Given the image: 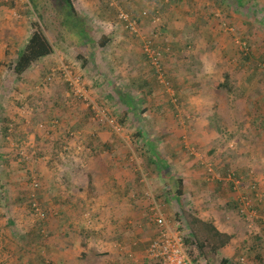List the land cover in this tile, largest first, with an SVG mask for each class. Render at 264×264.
<instances>
[{
    "label": "rangeland",
    "instance_id": "rangeland-1",
    "mask_svg": "<svg viewBox=\"0 0 264 264\" xmlns=\"http://www.w3.org/2000/svg\"><path fill=\"white\" fill-rule=\"evenodd\" d=\"M29 1L33 6L34 0ZM39 1H42V7L45 5L53 12L52 22H57L56 31L60 38L54 30V32L46 34H49L50 38L52 36L56 39L55 45L52 46L60 51L62 57V62L57 56L55 58L59 65V70L56 69V72L64 73L65 78L63 77L64 80L60 77L46 78L47 72L43 76V80L36 86H32L31 81L28 82L24 78L25 81L21 82L19 87L25 86L23 91L31 93L30 98L38 93L36 100L26 101L27 108L32 106L28 109H34L31 110L33 116L27 113L29 117H32V119L27 118L31 125H28V122H25L26 125L18 123L17 126H8V122L1 125V127H7L9 131H7V135H4L2 130L0 132V185H7L5 190V196L9 200L7 211H9L8 216L11 217L13 223L10 227H6V220L2 219L4 216L0 215V264H21L19 261L23 257L30 261L36 256L43 259V252L41 253L39 250L40 244L54 245L55 238L58 237L55 231H46L53 235L47 238L40 237L37 244L29 246L33 255L23 249L33 240L35 226L42 221L43 226L47 227L49 225L53 227L58 222L67 224L70 220L73 223L78 220L82 223L88 221L89 216L86 212L81 214L75 212L76 216L72 215V211L62 212V209L66 208L64 206H68L71 200L69 196L72 189L70 187L63 194L60 187H57L58 184L55 183L56 169H60L61 159L65 157L70 159L72 156L68 153L70 147H73L74 150L76 147L82 148L81 139L91 136L92 134L90 135L89 132L92 129L107 127L111 130L109 133L116 137L130 140V132L136 122L145 126L146 132L153 129L152 126H166L165 122H167L168 128L173 125L175 131L180 127L177 130L178 133L176 132V135L180 137L176 139L177 143L175 144L179 145V147L177 146L179 150L184 151L180 156L181 159L174 166H165L161 163L146 166L144 171L148 175L145 177L150 189L147 190L143 186L141 189L139 186L136 193L144 190L143 199L147 201V205L150 208L156 205L170 226L175 227L177 223L180 224L187 239L194 238L191 233L192 226L187 222L188 214L198 221L205 219L203 223L206 225L214 224L219 231L222 230L234 236V239L224 249L225 256L229 257L232 262L239 257L242 251H246L243 253L246 260L255 253L263 251L264 234L260 230L259 223H254V217L250 216V213H245L248 217L242 218L232 205L229 207L227 205L233 197L237 200L245 195L255 196V193L249 190L251 185L256 187L259 198L264 195V130H257L253 124V119L258 116L259 111H264V41H261V38H264V0H252V5H255L256 8L251 10L250 15L244 8L241 7L240 10L238 7L236 8L233 0L225 3L221 0H209V2L205 0L207 4L198 3L200 9L206 12L204 15L191 13V4L195 3L190 0H168V3L161 0L164 3L161 2L162 5L159 9L157 11L147 10V16L143 21L134 14L135 11L132 12L122 5L127 1L122 3L120 0H112V2L108 0L109 4L113 3L111 16L114 21H112V17L108 18L112 24L97 21V28L90 36L88 35L93 43L89 47H81V45L83 46L82 41L85 39V27L89 26L88 19L93 16L100 17L102 14H96L98 10L109 9L108 6L97 7L96 3L89 8V11H85L86 0L77 2L74 0L76 9H79L81 13L77 12L79 18H75L60 0ZM11 2L14 5L16 3L19 7L18 12L14 11L16 15H20L21 11L22 14L31 17L29 23L35 18L34 16H37L40 21L43 19V23L42 21L41 23L44 28L45 26L50 27L48 19L43 18L41 11L39 9L32 10L25 0H2L0 4L10 8ZM99 5L102 6L100 3ZM166 5L174 8L172 12L175 18L174 21H171L172 25L170 24L173 30L167 28L166 17L170 7ZM186 9H189L190 13ZM119 11L136 19L143 33L141 39L127 35L120 30L122 27L117 19ZM232 14L240 15H234L232 18ZM87 17L89 18L87 19ZM156 18L159 19L158 22L155 21ZM51 26L55 28L52 23ZM104 37L109 40V45L104 50L98 49V42L102 41ZM145 42H147L146 45H151V49L159 52L161 66H164L168 71L172 87L151 84L150 80L154 79L156 72L145 59L146 55L142 54ZM93 51L96 53H92ZM112 56L113 59H116L115 64L112 61ZM244 56L248 62H242ZM99 57L100 63H96L95 61H98ZM77 58L79 59L77 60ZM8 60L7 63L12 65V58ZM83 62H86V67H82ZM7 63L4 64L5 67ZM106 65H113L116 69L109 71V67L107 68ZM1 71L4 72L3 80H1L4 88L0 91L6 94V87L10 81L8 75L13 78L15 76L12 71L8 72L7 69ZM49 71L53 72L55 69ZM224 80L228 83L230 92L216 89L215 85L221 84ZM138 81H146V85H151V95L147 96L135 91L136 87L133 85H136ZM65 82H69V86ZM126 85L132 92V96L138 98L141 103L137 107L135 106L128 115L129 122L134 116L137 117L136 122L132 123V126L129 127L130 130L126 128L123 131L113 121L125 108L118 97L120 88L125 90ZM20 88L17 92H20ZM41 88L42 91H40ZM77 89L81 91L82 96L77 93ZM43 95H47L48 101H43ZM143 97L146 98L142 99ZM173 97L181 98V100L177 103V100L176 102L171 100ZM155 108L160 111L149 110ZM22 109L24 107H21L20 111H23ZM145 110L146 112H144ZM148 110L149 112H147ZM173 110L178 115L181 114L178 118L180 124L169 121ZM188 112H191L190 117L194 119H188L190 123L185 124L184 119H187L185 115ZM202 113L207 117L214 115L220 118L219 125L222 132L216 135L206 132V135L199 140V143L207 144L218 138V144H220L221 139H224L225 144L221 142L219 148L210 149L217 151V154L215 153L213 156L207 153L205 157V150H202L201 146L194 148L193 146L189 147V143H185L188 138L186 135H189L186 133L187 131L200 130L201 123L197 121ZM172 120L176 121L177 119ZM257 122L260 123V120ZM79 125L82 130L73 131L75 128L70 130L74 133L71 134L73 136H70V139L65 138V147L58 150L54 141H59V135H64L65 129H71L74 126L78 128ZM187 125L191 126L187 128ZM26 126L32 128V135L38 136L37 133L40 131L43 140L33 143L32 140L27 139L29 136L22 140L20 134ZM17 128L21 130L19 131ZM41 131H43V136ZM158 134V131L153 130L152 139L156 145H159V149L166 150L167 153L164 152V156L171 157V150L176 148L173 145L171 148L166 142H160ZM181 137H183V141H179ZM76 141L82 145L74 147ZM181 142L182 144H180ZM127 145H129L128 141ZM78 151L85 158V151ZM129 157L130 154L127 155L126 161L135 179L133 183H137L141 180L138 168L144 165L139 158L135 159V163H130ZM173 158L178 160V156ZM49 162L53 163L51 168L48 166ZM205 164L208 166L206 167ZM65 165H68L69 175L73 173L70 166L71 160ZM209 166L212 171L210 175H207ZM186 168L192 171L191 175L201 176V178L198 180L197 195L182 198L179 205L171 195H167L166 188L168 186L166 184H159L157 180L149 182L152 178L151 175L154 174L160 176V179L167 173H171L176 178L188 179L190 175H185L187 174ZM231 173L241 177L244 184L236 188L231 187V182H228V174ZM30 179L37 186L32 185L33 183L30 185ZM71 184L69 183L68 186ZM139 184L141 185L140 182ZM85 185L86 180L80 181L81 191L84 190ZM26 191L27 195L28 192H31L33 196L29 198L25 195ZM130 194L131 191L127 190L126 195ZM30 203L31 207L32 204H37L39 211H45L43 219L39 212L30 210ZM183 207L184 211L182 212ZM58 209H60L59 213ZM0 211L4 213L3 205L0 207ZM150 215L148 214V216ZM262 217L260 216L259 219ZM210 224H208L209 227H211ZM196 227L203 228L200 224H197ZM255 236L260 237L261 241L254 240ZM190 239L188 240L190 241ZM186 246L189 252L191 245ZM244 248L248 250H244ZM8 249L12 254L6 253ZM17 250L23 256H18V253L16 255L14 251ZM26 261H23V264H26Z\"/></svg>",
    "mask_w": 264,
    "mask_h": 264
},
{
    "label": "crops",
    "instance_id": "crops-1",
    "mask_svg": "<svg viewBox=\"0 0 264 264\" xmlns=\"http://www.w3.org/2000/svg\"><path fill=\"white\" fill-rule=\"evenodd\" d=\"M72 1L75 7V1ZM77 1L79 0H76V2ZM120 1L122 3L124 1H127L122 5L126 9H130L132 12L135 11L134 14L137 15L138 18L142 21L147 16V10L150 9L152 11H157L162 5L161 2H163L161 0ZM190 1L195 3L191 4V13L195 12L199 15L206 14L204 10L200 9V4L198 3L207 4L206 1L209 2V0ZM25 2L28 6L30 5L29 0H25ZM110 2H112V0ZM165 2L168 3L169 1L165 0ZM246 2L247 3L245 4V6L250 7V11L252 10V6L254 7V9L256 8L255 5H252V0H247ZM96 3L97 7L108 6L109 9L105 8L98 10L96 14H102L100 17H87V19L89 18V26L87 28L85 27L87 29V36H90L93 30L97 28V21H105V23L112 24L108 18L112 17L111 15L113 14V9H111V5L113 3L109 4L108 0H86V6L84 10L89 11V8ZM99 3L102 4V6L99 5ZM9 6L10 8L5 7L4 4H0V90H3L4 88L2 87L3 84L1 83V80H3L2 77L4 75V72L1 70L7 69L8 72L11 71L9 70V68L14 65L13 62H15V59L18 56L19 52L25 47L32 31L31 25L29 23L31 17H27L26 15L22 14L21 11V14L19 13L20 15H16L14 11L16 10L18 12L19 10V7L16 5V3L14 5L13 2H11ZM166 6L170 7V5ZM245 6H243V8L248 12V9ZM172 9L174 8L170 7V10L168 11L166 17L167 28L170 30H173L171 26L173 22L171 21H174L175 18ZM186 11L189 12V9H186ZM77 12L80 13L79 9H76V14ZM249 13L250 12H248V15H250ZM234 15L236 16L240 14H232V18ZM83 17L86 18L85 16ZM112 21H114L113 17ZM49 26L51 25L49 24ZM120 30L126 33L124 29L120 28ZM48 31L51 33L53 31V27L51 26ZM48 31L46 33H48ZM126 34L129 35L128 33ZM47 37L50 43L52 45H55L56 39L52 36L50 38L49 34H47ZM84 44L87 45V42H85ZM81 47L84 46L81 45ZM114 50L116 49L114 48ZM92 53H96V51H93ZM56 56L59 61L62 62L60 51L54 49L53 55L34 64L29 69V71H27V73L23 75V77L13 78V76L8 75L10 81L6 87L7 93L5 94L3 93V91H0V112L7 114L6 120L9 124L8 126H17L16 124H25V122H28V125H31V123L27 121V118L32 119L31 116H33V114L31 113V110L34 109H28L32 106H28L27 108L26 101L30 100L32 102L36 100L38 93L34 91L36 94L32 95V97L30 98L31 93L23 91V88L25 86L20 88L19 85L21 84V82L25 81V78L26 81H31L30 84L32 86H36L43 80V76L49 70L53 71L54 69H59V65L55 61ZM11 58L13 64L9 65L8 63L10 61L8 59ZM111 58L115 64L116 59H113V56ZM95 62L100 63V57L98 58V61ZM6 63L7 65L5 67L4 64ZM82 67H86V62L82 63ZM80 75H82V73H80ZM19 88L20 92H17L19 91ZM40 91H42V88L40 89ZM47 98V95H43V101H48ZM21 107H24V109H22L23 111H20ZM27 113L31 114V116L29 117ZM207 124L208 122L204 121L201 123V125H199V131H189V135H186L188 138L186 139L185 143L189 142L191 144L194 138L195 140H197V142H200L199 140L204 135H206V132L209 131V129L206 127ZM17 129L19 131L21 130L19 128ZM31 129L29 126H26L23 132L20 134L22 136L21 139H26V137L29 136V138L27 139L32 140L33 143L36 141H42L43 139L41 138V135L39 133L40 131L37 133L38 136H35L32 135L33 131H31ZM146 129L147 128L144 127V131ZM166 130L167 132H169L170 130L172 134L174 133V135H176L177 131H175L173 125L171 126V128L167 127ZM89 133L90 135L92 134L89 137H93L95 139V142H97L100 146L105 144L107 145V143L109 142H115V144L114 147L108 146L106 151L102 154H99L97 158L96 153L93 152L90 148H86L84 146H82V148L76 147L78 145L76 141L74 143V147H76V150H74L73 147H70V151L72 154L70 159H66V157L61 159V162L59 163V173L61 169H64L67 177L71 179L70 183H72L68 187L63 185L60 188V190H62V193L65 190H68L70 187L72 189L71 195L69 196L71 200L68 203V206H64L66 208L62 209V212H64L65 210L72 211L73 216H76L75 212H77L78 214L86 212L88 213L89 219H87L88 221L84 223L80 222L79 220L73 223L70 220L67 222V224L58 222L55 223L53 227L49 225V230H54L58 237L55 238L54 245H48V243H46V245L48 246V251L46 252V254L48 253V258H50V260L54 262L53 264H156V261L149 260L146 257V250L149 246V242L155 235V226L150 218V207L149 205H147V201L143 199L144 190L143 192L136 193L139 186H141V189H143V187L147 188V190L150 189V187L147 186L149 184L146 182L147 178L145 177V175L147 176L148 173L144 171L145 164L143 167L138 168L141 174V180L139 181L141 185L139 184V182L133 183L135 179L134 176H132V171H130L126 161L128 159L127 155L132 153L131 143L127 145V141H125V145H122L121 143L119 144L114 140L118 137L109 133V131L106 129H100L98 131L96 129H92ZM41 134L43 136V131H41ZM161 134L162 133H160V135ZM177 138L176 136L175 138L172 136L164 138L162 140V143L166 142L170 145L171 148L174 146L176 149H172L173 153L176 152V156H178L177 160L172 156L167 158L163 154L166 166H174L181 159L180 156L183 155L184 151L179 150L177 148V145L175 144L177 143ZM152 141L153 145L157 146L159 149V145H156L153 139ZM218 143L219 142H216L215 145L211 143V141H209L207 144H205V142L200 143L203 144L201 148L202 150H205V157L207 156V153L211 156L214 155L213 151H211L210 149L218 146ZM94 144L96 146V143ZM180 144H182V142ZM78 150L85 151V158L82 157ZM163 150L164 149H159L161 153L166 152V150ZM74 151L76 152L75 154ZM70 160V166L72 167L73 173H71L69 176L68 165L66 166L65 164H68ZM185 172H187V174L185 175L190 176L188 177V179H182L184 184L197 187L198 180L201 178V176L191 175L192 171H189L187 168L185 169ZM151 177L152 178L149 182L157 180V183L159 184L162 183L168 185V180H171L169 173H167L162 179H160V176L155 174L151 175ZM85 180L86 185L85 187H83L84 190L81 191L79 186L80 181L84 182ZM58 182H64V180L60 178V174L58 177ZM58 187L60 186L58 185ZM166 189H169V185ZM127 190L131 191V194L129 196L126 195ZM57 212L59 213L60 209H58ZM148 214L150 216H148Z\"/></svg>",
    "mask_w": 264,
    "mask_h": 264
},
{
    "label": "trees",
    "instance_id": "trees-1",
    "mask_svg": "<svg viewBox=\"0 0 264 264\" xmlns=\"http://www.w3.org/2000/svg\"><path fill=\"white\" fill-rule=\"evenodd\" d=\"M60 1L67 8V10L76 18L77 14H76V9L73 5V1L72 0H60ZM229 1L230 0H221V2H223V3L229 2ZM246 1L247 0H244V1L243 0H240V1L239 0H233V2L236 4V8L238 7V9L241 7L243 8V6H245V4L247 3ZM30 7L32 8V10L39 9L41 11V14L43 13V18L46 20L48 19V23L50 25L52 23L55 26V28H53V30L56 31L57 22H52V19H51V17L53 16V12H51V10H49L45 5H43V7H42V1L40 2L39 0L38 1L34 0L33 6L30 5ZM245 7L248 9V12H251L250 7H248V6H245ZM253 9H254V7L252 6V10ZM34 17L35 18L30 22L32 31H31V34L29 36V39H28L25 47L19 52L18 56L15 59V62H13L14 65H12V67H11L12 74L16 78L23 77V75L25 73H27V71H29V69L34 64L42 61L43 59H45L47 57H50L54 53V48H53L52 44L50 43V41L47 37V34H46V32L50 29L51 26L50 27L45 26V28H44V26L42 24L43 19L41 20L42 21V23H41V21L37 18V16H34ZM134 20H136V19H134ZM80 22H82L81 19H80ZM56 34L60 38V35L58 34L57 31H56ZM83 41H84V43L87 42V45L84 44ZM83 41H82V44L84 47L85 46L89 47L90 44H93L92 39L87 36V29H86V33H85V39ZM261 41H264V38H261ZM108 42H109V40L104 37L102 39V41L98 42V49L106 48L108 45ZM72 47H74V46H72ZM142 54H144V53H142ZM87 55L89 56V52L87 53ZM145 59L148 60L146 57H145ZM243 61L248 62V60L246 59V56L242 57V62ZM149 64H150V62H149ZM106 67L107 68L109 67V71L116 69V67H114L113 65L106 66ZM57 70H59V69H57ZM153 71H154V68H153ZM160 73L162 75V79L164 81L163 82L164 84L160 83V81L158 80V78H157L158 74L157 73L154 74L155 75L154 79L150 80L151 84H153V85L159 84L161 86L163 85V86H167V87L168 86L172 87L170 80H169L168 71H166L164 66H161V72ZM56 77H58V78L60 77V79H63V77L65 78V75H64V73H62L60 71L56 72V69H55V71H53V72L48 71V74L46 76V78H56ZM66 81H67V79H66ZM65 84L67 86H69L70 83L65 82ZM146 84H147L146 81H138V82H136V85H133V86L136 87L135 91H139V93H144L145 95L148 96V94L151 95L152 89H151V87H150L151 85L149 83H148L149 86ZM215 86L217 87L216 88L217 90L230 92V87L228 86V83H226V80H224L221 84H219V83L216 84ZM125 87H126L125 90H124V88H120V95L118 97L119 100L121 101L122 105L125 106V108L122 109V112L119 114V116L117 115L116 120L113 121L123 131L126 128L130 130L129 127L132 126L133 122H136V118H137L136 116L132 117V119H130V122H129L128 121V115H129L130 111H132L135 106L137 107V105H139V103H141V101H139V99L134 98L132 96V92L129 91L128 85H126ZM173 88H175L174 85H173ZM144 98H146V97H143L142 99H144ZM171 100H173L175 102L177 100V103H178L179 100H181V98H174L173 97V99H171ZM158 107H160V106H158ZM149 110L160 111L158 108L149 109ZM149 110L147 112H149ZM144 112H146V110ZM0 113H2V112H0ZM6 115H7L6 113L0 114V132L2 130L4 135H7V131H9L7 127H1V125H3L4 123L7 122ZM190 115H191V112H188V114L185 115V117H187V119L186 118L184 119L185 124L190 123V121H188V119H191V120L194 119V118H191ZM143 116H145V114H143ZM180 116H181L180 113L178 115L176 113V111L173 110L171 119L169 121H172L173 123L180 124L179 119H178V118H180ZM172 119H174V120L177 119V120L173 121ZM257 120L258 121L260 120V123L257 122ZM199 121H200V123H202L204 121L208 122L206 127L209 129V131H208L209 133L216 135V133L218 134V133L222 132L221 126L219 125L220 118H217L214 115L213 116L209 115L207 117V115L202 113V116L199 117L197 122H199ZM165 123H166V126L165 125H162V127L152 126L151 128H153V129H150V130H148V132H146V131H144L145 126L140 125L139 122H136V125H133V128L130 132V134H131L130 140H126V139H122V138L120 139L119 137L117 139H114V140L116 142H118L119 144L121 143L122 145H125V141H128L129 143H131L132 153L130 154V157H129L130 163H133V162L135 163V161H136L135 159L139 158L140 160L143 161V165L145 164V169H146V166L156 165V163H161V164L165 165L163 152L161 153L159 151L158 147L153 145L152 138H150L153 130L158 131L159 132L158 135H160V133H162L161 135H163V136L161 137V135H160V137L158 139L161 142H163L162 140L166 137L167 138L172 137V136L174 138H175V136H176V138L180 137V136L174 135V133L172 134V132L170 130H169V132H167L166 129H167L168 125H167V122H165ZM253 124L255 125L257 130H259V131L264 130V111H259L258 116H256L255 119H253ZM189 126H191V125H187V128ZM73 128H75V130H73ZM179 128L180 127H178V129ZM79 129H81L80 125L78 128H77V126H74L71 129L65 130L64 135H59L60 136L58 139L59 141H54L56 148L58 150H61L62 148H64L66 145V142L64 141V139L65 138L70 139L69 137L73 136L71 134H74L70 130L79 131ZM100 129H104V130L106 129L108 131H111L107 127H105V128L104 127H101V128L96 127L97 131ZM151 130H152V132H151ZM186 133H188V131ZM149 139H151V140H149ZM81 140L83 142V145L79 144V142H77V144L80 146L82 145L86 148L87 147L90 148L93 152L96 153L97 158H98L99 154H102L106 151L108 146L114 147V144H115V142L114 143L109 142V143H107V145L105 144V145L100 146V145H98L97 142H95V139L93 137H89V136H87L85 139L83 138ZM179 141H183V137H181L179 139ZM216 142H219L218 138H215L211 141V143H213L214 145ZM221 142L224 143V140L221 139L220 144H218V146H216V147L219 148V146H221ZM94 143H96V146ZM202 145L203 144H200L194 138L193 142H191V144L189 143L188 146L189 147L193 146L195 148L196 146L200 147ZM177 146L179 147V145H177ZM212 151L214 154L217 152L215 150H212ZM68 153L71 154V151H69ZM171 154H173V155H171ZM171 154H170V156H172V157L176 156V152L173 153V150H171ZM132 156H133V159H131ZM0 159H1V156H0ZM52 165H53L52 162L48 163L49 168H51ZM205 166L207 167L208 165L205 164ZM0 167H1V160H0ZM167 169H168V167H167ZM209 169L212 171L210 166H209ZM210 173L211 172H208V169H207V175H210ZM59 174H60V178H62L64 180V182H60V183L58 182V175ZM56 175H57V178L55 179L56 185L58 184L60 186V188L63 185L68 187V185L70 183V178L67 177V174L65 173L64 169H61L60 173H59V170L56 169ZM68 175H69V172H68ZM169 175L171 177V180H168L169 181L168 182L169 189H166L167 190L166 192H168L167 195H171V197L173 199H175V202L177 203V205H179V203H181L182 198H187L188 196L193 197L198 192V187L191 186V185H185L181 177L176 178L171 173H169ZM228 182H231V187H233V188L239 187V186L244 184V181L242 180V178L239 176H236L235 173L228 174ZM234 182H238V185L236 187H235ZM31 183H33L32 185L37 186V184L30 179V185H31ZM58 185H57V187H58ZM6 189H7V185H3V184L0 185V193H1L0 207L3 205V207L5 209L4 213L0 211V215H1V217L4 216V218H2V219L6 220L5 226L10 227L11 224L13 223V220L11 219L10 216H8L9 211H7V206H8L9 200L5 196V190ZM249 190L252 193H255V196L250 195L248 197L247 195H245V196H243L237 200L233 197L231 200L232 201H233V199H235V200L233 202L231 200L228 201L230 203L227 206L229 207L232 205V207L236 210V213L243 218L244 216L247 217L245 215V213L242 212L243 204H246L249 202V208L247 209V211L254 213V215H253L254 223L255 222L259 223L260 230L264 234V217H262L264 215V195H262L261 198H259L257 196V193H256L257 189L253 188L252 185L249 186ZM25 195H27V191H26ZM27 196L30 198L33 195L31 194V192H28ZM34 205L35 204H32V207H31V203H30L29 206H30V210L35 212ZM37 207L39 208L38 205H37ZM44 209L46 210L47 208H44ZM183 211H184V207L182 208V212ZM39 213L41 214V219H43L44 215H45L44 214L45 211L42 210V211H39ZM55 214H56V211H55ZM260 216L263 218V219L261 218L263 221L261 219H259ZM202 220L203 221H198L191 214H188L187 222L189 225L192 226L191 233L194 235V238H191V239L188 238V239H190V241H189L187 239V237L185 236L184 237V245H185V247H187L186 245H191V248H190V251L188 252V255L190 257L192 264H240L239 263L240 259H244V264H264V250L259 251L258 253H255L252 257H249L248 260H246L247 258H245L244 254H243L246 251H242L240 253L239 257L237 259H235L234 262H232L229 257L225 256L224 249L227 246V244H229L231 242V240L234 239V236L226 233L225 231H222V230L219 231L218 228L216 227V225H214V224L211 225L210 223H208L211 225V227H209L208 224L206 225V223H203V222H205L204 221L205 219H202ZM197 224H200L201 226H203V228L199 229L198 227H196ZM212 226H213V229H212ZM34 231H35V236H34L33 240L31 242H29L28 245H26V247H23V249L27 253H30V255H33V252L29 246H32L31 244H37V240H39L40 237L41 238L42 237L43 238L51 237L53 234L46 233V231H54V230H49V228L46 225L43 226V221H42L41 223H38L35 226ZM254 240L261 241V238L255 236ZM40 246L42 248L39 247V250L41 253L43 252V259L39 256H36V257H33L32 260L30 261L29 259L23 257V259L19 262L21 264H23V261L27 260L26 264H35V263L36 264H53L54 262L52 260L51 261L48 260L49 259L48 253L46 254V252L48 251V246L46 245V243H41ZM9 249H11V248H9ZM9 249L6 252L8 255L12 254V252L11 253L9 252ZM27 250H29L30 252ZM244 250H248V249L244 248ZM14 253L16 255L19 254L18 256H20V255L23 256V254L21 252L18 253V250L16 252L14 251ZM33 261H36V262H33ZM156 264H159V262H156Z\"/></svg>",
    "mask_w": 264,
    "mask_h": 264
},
{
    "label": "built area",
    "instance_id": "built-area-1",
    "mask_svg": "<svg viewBox=\"0 0 264 264\" xmlns=\"http://www.w3.org/2000/svg\"><path fill=\"white\" fill-rule=\"evenodd\" d=\"M117 19L122 29L126 31L131 36L136 38H142L143 34L136 20L126 13L119 11ZM158 18L155 19L158 22ZM147 42L143 45V53L146 55L151 66L154 68L155 72L158 74L157 78L163 83L161 75V62L159 52L151 49V45H146ZM77 93L82 96L81 91L76 90ZM208 172H211L208 169ZM230 178V177H229ZM235 187L238 185V182H234ZM253 188H256L254 185ZM35 211L39 212L36 204L34 205ZM249 208V202L243 204L242 212L247 213ZM151 220L155 226V235L149 242V246L146 250V257L149 260L159 262L160 264H192L188 251L184 245V232L180 228V224H176L175 227H172L168 224L159 208L156 205H153L150 209ZM250 213V216H253V212ZM249 216V217H250ZM248 217V216H247ZM240 264H244V259L239 260Z\"/></svg>",
    "mask_w": 264,
    "mask_h": 264
}]
</instances>
